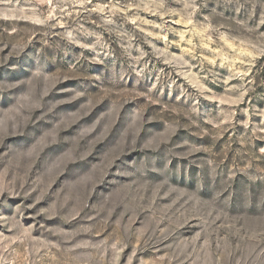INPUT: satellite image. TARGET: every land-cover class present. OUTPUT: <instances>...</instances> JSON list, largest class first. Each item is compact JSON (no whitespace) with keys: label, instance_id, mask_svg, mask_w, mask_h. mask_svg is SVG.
<instances>
[{"label":"rangeland","instance_id":"374dc122","mask_svg":"<svg viewBox=\"0 0 264 264\" xmlns=\"http://www.w3.org/2000/svg\"><path fill=\"white\" fill-rule=\"evenodd\" d=\"M0 264H264V0H0Z\"/></svg>","mask_w":264,"mask_h":264}]
</instances>
